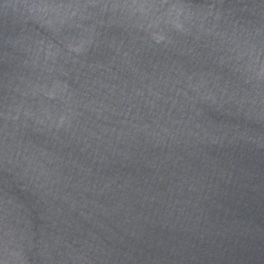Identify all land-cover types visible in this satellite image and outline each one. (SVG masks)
Here are the masks:
<instances>
[{"label":"water","instance_id":"95a60500","mask_svg":"<svg viewBox=\"0 0 264 264\" xmlns=\"http://www.w3.org/2000/svg\"><path fill=\"white\" fill-rule=\"evenodd\" d=\"M0 264H264V0H0Z\"/></svg>","mask_w":264,"mask_h":264}]
</instances>
